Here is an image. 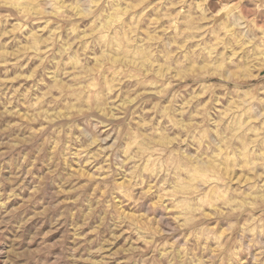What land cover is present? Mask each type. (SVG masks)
<instances>
[{"label": "clouds", "instance_id": "obj_1", "mask_svg": "<svg viewBox=\"0 0 264 264\" xmlns=\"http://www.w3.org/2000/svg\"><path fill=\"white\" fill-rule=\"evenodd\" d=\"M0 264H264V0H0Z\"/></svg>", "mask_w": 264, "mask_h": 264}]
</instances>
